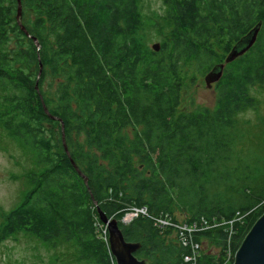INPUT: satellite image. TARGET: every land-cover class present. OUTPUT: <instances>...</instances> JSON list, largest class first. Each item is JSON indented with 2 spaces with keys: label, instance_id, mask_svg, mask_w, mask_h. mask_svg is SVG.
Returning a JSON list of instances; mask_svg holds the SVG:
<instances>
[{
  "label": "trees",
  "instance_id": "16d2710c",
  "mask_svg": "<svg viewBox=\"0 0 264 264\" xmlns=\"http://www.w3.org/2000/svg\"><path fill=\"white\" fill-rule=\"evenodd\" d=\"M144 2L21 0L22 22L37 45L17 22L18 1L0 0V127L33 161L1 241L25 233L51 246L73 244L80 261L116 264L100 206L118 219L126 240L141 242L135 254L147 264H192L173 228L145 215L121 221L136 205L177 222H219L195 234L196 264H223L229 254L233 262L264 213V191L255 207L238 202L232 183L240 179L236 142L244 144L238 116L259 107L252 88L264 89V0H163L159 51L150 46ZM259 21L254 46L214 84V106L187 109L189 84L223 62L233 40ZM42 99L62 119L87 185ZM204 241L219 252L204 251Z\"/></svg>",
  "mask_w": 264,
  "mask_h": 264
},
{
  "label": "rangeland",
  "instance_id": "374dc122",
  "mask_svg": "<svg viewBox=\"0 0 264 264\" xmlns=\"http://www.w3.org/2000/svg\"><path fill=\"white\" fill-rule=\"evenodd\" d=\"M144 11L151 17L147 28L149 34L151 33L150 46L152 47L154 43L160 42L163 36V33L158 30L156 20L158 16L165 15L167 8L163 0H145ZM204 77L205 74H199L195 81L189 84L186 100L184 99L187 109L193 108L194 105L214 106L215 89L207 87ZM252 92L261 101L257 109L246 110L238 116L240 129L237 133L244 144L236 142L238 169L234 177L239 176L240 179L232 183L239 188L238 202L249 200L252 206L257 207L260 204L257 196L264 191V122L262 120L264 89L255 86ZM26 152L27 150H23L0 127V230L5 222V214L21 201L27 189L25 174L33 167V161ZM235 165V163L230 164L229 170H233ZM178 215L181 218L179 213ZM203 247L204 251L219 252V249L211 246L208 241L203 242ZM0 264L91 263L78 260L73 244L51 246L21 233L6 240H0Z\"/></svg>",
  "mask_w": 264,
  "mask_h": 264
},
{
  "label": "water",
  "instance_id": "95a60500",
  "mask_svg": "<svg viewBox=\"0 0 264 264\" xmlns=\"http://www.w3.org/2000/svg\"><path fill=\"white\" fill-rule=\"evenodd\" d=\"M18 1V8L16 19L21 29L29 36L32 37L34 42L39 45L37 38L30 35L29 31L22 22V4L21 0ZM262 21L255 24L246 34H244L231 48L223 62L216 63L206 74L205 82L208 88H213V85L218 82L228 63L234 61L238 57L244 55L247 51L254 46L260 33ZM155 51H159L161 43L158 41L152 45ZM41 96V95H40ZM42 98V96H41ZM43 107L45 112L52 118L58 119L62 124V133L64 140V148L68 156L70 157L73 165L84 178L86 185L88 184L87 176L80 170L74 159L71 157L69 148L64 139V123L61 118L53 115L45 102L43 101ZM97 205V201H94ZM97 213L99 220L106 226L108 231V243L110 251L116 260V264H147L145 259L139 258L135 252L141 248L142 244L138 241L126 240L121 227L119 226L118 219L116 217H109L105 211L97 206ZM232 264H264V213L257 219L250 231L246 234L242 240L240 246L234 253V259Z\"/></svg>",
  "mask_w": 264,
  "mask_h": 264
},
{
  "label": "built area",
  "instance_id": "2783aa9c",
  "mask_svg": "<svg viewBox=\"0 0 264 264\" xmlns=\"http://www.w3.org/2000/svg\"><path fill=\"white\" fill-rule=\"evenodd\" d=\"M139 215H145L151 218L154 223L162 229L165 228H173L176 232V236L179 239V242L189 248V253L185 254L183 259L185 262H189L192 264H196L197 258L200 255L201 245L196 240L195 234L201 232L206 229H210L213 227H217L220 225L219 222L211 223L209 220L205 218H200L199 220H194L192 222H177L174 220L173 216L170 214H160L153 215L149 212V210L145 206H130L124 216L122 217V222L128 224L135 217ZM241 216H238L236 219H240ZM228 224H232L233 220L228 221ZM105 226V225H104ZM106 228V226H105ZM103 229V234H105L106 230ZM231 254H229L228 258L224 261L223 264L230 263Z\"/></svg>",
  "mask_w": 264,
  "mask_h": 264
},
{
  "label": "flooded vegetation",
  "instance_id": "af4514ba",
  "mask_svg": "<svg viewBox=\"0 0 264 264\" xmlns=\"http://www.w3.org/2000/svg\"><path fill=\"white\" fill-rule=\"evenodd\" d=\"M245 34H246V33H245ZM243 35H244V34H243ZM243 35H242V36H243ZM242 36H241V37H242ZM241 37H240V38H241ZM240 38H239V39H240ZM239 39H237V40H233V42H232V43H233V44H232V47H233V45H234ZM232 47H231V48H232ZM213 86H214V85H213Z\"/></svg>",
  "mask_w": 264,
  "mask_h": 264
}]
</instances>
